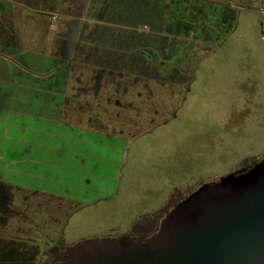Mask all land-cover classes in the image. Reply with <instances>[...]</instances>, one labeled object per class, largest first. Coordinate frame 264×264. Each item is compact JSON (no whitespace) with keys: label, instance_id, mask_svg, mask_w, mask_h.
Listing matches in <instances>:
<instances>
[{"label":"rangeland","instance_id":"374dc122","mask_svg":"<svg viewBox=\"0 0 264 264\" xmlns=\"http://www.w3.org/2000/svg\"><path fill=\"white\" fill-rule=\"evenodd\" d=\"M62 69L80 113L64 124L95 132L89 195L0 174V264L130 237L167 203L264 162V0H0V84L31 89Z\"/></svg>","mask_w":264,"mask_h":264},{"label":"water","instance_id":"95a60500","mask_svg":"<svg viewBox=\"0 0 264 264\" xmlns=\"http://www.w3.org/2000/svg\"><path fill=\"white\" fill-rule=\"evenodd\" d=\"M177 204L145 241H86L55 264H264V162ZM134 229L154 232L151 224Z\"/></svg>","mask_w":264,"mask_h":264},{"label":"crops","instance_id":"0c3cea01","mask_svg":"<svg viewBox=\"0 0 264 264\" xmlns=\"http://www.w3.org/2000/svg\"><path fill=\"white\" fill-rule=\"evenodd\" d=\"M103 36L107 39V33ZM61 71L53 73L55 81L51 77L31 89L24 84L17 89L9 82L0 84V154L5 155L0 157V174L18 167L29 188L60 196L79 190L78 201L89 195L79 186L80 181L89 180L81 170L91 172V168L81 164L91 160L95 132L64 124V117L75 119L80 113L75 107L68 111L69 71ZM50 74L39 72L40 77Z\"/></svg>","mask_w":264,"mask_h":264},{"label":"flooded vegetation","instance_id":"af4514ba","mask_svg":"<svg viewBox=\"0 0 264 264\" xmlns=\"http://www.w3.org/2000/svg\"><path fill=\"white\" fill-rule=\"evenodd\" d=\"M182 197L179 200H174L176 202H170L169 204L167 203L165 206L162 207V210L155 212L153 214H151L150 217H148L146 220H144L143 222H141L140 224L145 225V227H147L149 224H151V228L154 230V232L152 234H147L144 235L143 233H132L133 235L135 234V239L139 240V241H145L147 239H149L151 237V235H153L154 233H156L161 225L162 220L164 219V217H166L167 213L173 209L174 206L178 205V201H182ZM160 214L159 217L156 218L157 214ZM136 226V225H135ZM134 226V227H135ZM130 235V236H133ZM68 259L67 254H64L58 261H66Z\"/></svg>","mask_w":264,"mask_h":264}]
</instances>
